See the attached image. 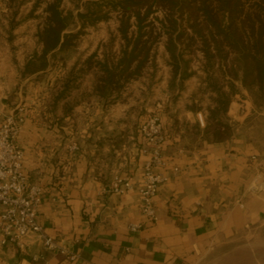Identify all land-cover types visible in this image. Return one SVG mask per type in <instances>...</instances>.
Masks as SVG:
<instances>
[{"label": "crops", "instance_id": "obj_1", "mask_svg": "<svg viewBox=\"0 0 264 264\" xmlns=\"http://www.w3.org/2000/svg\"><path fill=\"white\" fill-rule=\"evenodd\" d=\"M14 11L0 0V50L12 46L10 35L18 27L12 18L19 14ZM103 43L71 58L63 73H48L45 86L15 89L10 102L0 79V119L11 111L24 116L16 143L29 182L42 190L38 221L46 234L78 255L67 259L28 240L23 247L0 244V264H208L217 249L226 256L234 247L259 246L264 240V189L256 183L264 179V123H258L264 105H256L241 88L223 118L233 128L231 136L208 140L209 93L199 91L204 74L195 71L173 97L165 54L155 57V68L149 62L128 81L120 96L99 97L91 70L70 93L74 105H53L54 82L94 51L100 54ZM5 58L0 52V62ZM46 73L23 80L31 83ZM153 98H158L152 110L165 137L164 172L170 175L154 197L156 221L142 215L138 193L148 159L141 152L145 141L139 125ZM115 176L129 177L132 187L123 193L107 191ZM131 223L141 227L131 231ZM35 253L42 258L33 259Z\"/></svg>", "mask_w": 264, "mask_h": 264}, {"label": "trees", "instance_id": "obj_2", "mask_svg": "<svg viewBox=\"0 0 264 264\" xmlns=\"http://www.w3.org/2000/svg\"><path fill=\"white\" fill-rule=\"evenodd\" d=\"M15 1L6 0L11 6ZM40 0L33 2L32 15ZM63 0L45 1L44 17L35 36L38 49L27 57L21 76L45 72L50 60L72 48L88 26L116 19L114 31L91 53L53 84V105L71 107L84 76L94 70L93 89L105 101L120 96L125 84L149 64L155 68V48L162 42L170 68L169 89L181 90L193 71L192 56L204 78L201 92L209 93L204 135L225 140L233 128L223 121L232 98L243 88L254 103L264 104V0H86L75 13ZM17 10L14 11V14ZM77 20V22H76ZM76 22V31L71 24ZM100 55V56H99ZM176 87V88H175ZM67 99V101H65Z\"/></svg>", "mask_w": 264, "mask_h": 264}, {"label": "built area", "instance_id": "obj_3", "mask_svg": "<svg viewBox=\"0 0 264 264\" xmlns=\"http://www.w3.org/2000/svg\"><path fill=\"white\" fill-rule=\"evenodd\" d=\"M24 121L21 111L4 115L0 119V244H14L23 247L28 240L37 242L42 249L61 254L74 260L77 254L57 239L46 234L38 221V209L41 203V187L31 183L23 170L24 154L16 143L20 125ZM139 131L145 141L141 152L148 154L142 165V181L138 188L141 199V213L147 220L156 221L157 213L154 197L163 182L170 178L164 170L167 163L163 158L165 137L159 115L148 112L139 125ZM71 148H76L73 143ZM179 168L172 167V173ZM132 187L129 177L115 176L107 191L123 193ZM264 189V179L256 183ZM141 223H131L129 230L136 231ZM42 258L41 253L33 254V259Z\"/></svg>", "mask_w": 264, "mask_h": 264}, {"label": "rangeland", "instance_id": "obj_4", "mask_svg": "<svg viewBox=\"0 0 264 264\" xmlns=\"http://www.w3.org/2000/svg\"><path fill=\"white\" fill-rule=\"evenodd\" d=\"M36 0H24L21 4H18V1H15L10 8L13 10H18L19 14L16 16L14 15L12 21L18 27L15 29V32L10 35L12 37V46H7L6 49H1L0 52L5 54L6 58L3 62H0V79L2 80V90L6 92L8 90L9 96L5 98L7 101H11L13 99V95H10L16 90H34L45 86V79L48 76V73H63V66L65 63H70L73 57L83 56L86 51L90 49H94L98 43L107 42L109 39V33L114 31L116 27V19L115 16L112 15L110 19L107 21H101L97 23L95 26H88L85 28L84 32L79 36L76 40L74 46L61 54H59L55 59L50 60V65L46 69L44 73L45 76L43 78H37L30 83V81L23 80V76H21V69L23 68V62L25 57L30 54L34 49L38 48L35 32L37 26L39 25L40 21L44 17L43 7L45 5V1L48 0H40L39 6L37 10L32 14L29 15V10L33 5V2ZM86 0H63L62 7L64 9H71L75 13L77 8L83 6V3ZM4 18L2 15L0 16V20ZM77 22V20H76ZM76 22H73L70 26L72 31H76L78 26H75ZM163 43L160 42L156 45L155 48V57L162 58L164 54L167 56L164 47L162 48ZM160 48H162V54H160ZM76 53V54H75ZM197 56H201L199 52H197ZM197 56H192L191 61L189 63L190 69L193 73L184 79V82L189 80L195 71H201L199 67V62ZM163 66V65H162ZM168 75L170 76V68L167 66ZM203 79V78H202ZM201 79V81H202ZM44 81V83H43ZM184 83L182 88H184ZM202 86L200 85L199 91L202 90ZM173 90H170V93L173 94L172 96L175 97L176 89L172 87ZM245 90V89H244ZM246 91V90H245ZM247 93V91H246ZM250 97V95L247 93ZM251 98V97H250ZM158 98H153L151 102L147 103L146 108H150V110L146 111L143 109L142 117L145 118L148 112H152ZM256 104V103H255ZM257 105V104H256ZM258 105H264L258 104ZM261 123H264V119H260ZM250 242V241H249ZM259 246L249 245L247 248L240 249L239 247L232 248L231 252L228 253L226 256H220L219 252L223 249H217L216 254L214 256L209 257L208 264H264V240L260 241ZM238 246V244L236 245Z\"/></svg>", "mask_w": 264, "mask_h": 264}]
</instances>
